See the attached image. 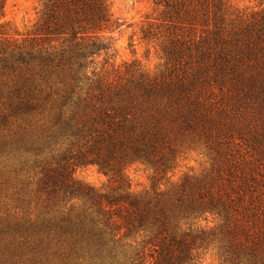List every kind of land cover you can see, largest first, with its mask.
<instances>
[{
  "label": "trees",
  "instance_id": "1",
  "mask_svg": "<svg viewBox=\"0 0 264 264\" xmlns=\"http://www.w3.org/2000/svg\"><path fill=\"white\" fill-rule=\"evenodd\" d=\"M5 1L0 264H264V4L150 0L149 71L109 62L122 26L109 0H33L24 31ZM21 150L48 151L34 188L1 171ZM190 151L207 166L173 180ZM135 164L150 171L139 191ZM88 166L106 182L72 177Z\"/></svg>",
  "mask_w": 264,
  "mask_h": 264
},
{
  "label": "rangeland",
  "instance_id": "2",
  "mask_svg": "<svg viewBox=\"0 0 264 264\" xmlns=\"http://www.w3.org/2000/svg\"><path fill=\"white\" fill-rule=\"evenodd\" d=\"M229 3L239 7L256 6L264 4V0H228ZM110 10L113 17L122 22V26L108 33L113 42V52L109 62L114 66L122 65L123 62H129L133 59L138 60L147 70L155 71L161 60L155 47L149 49L138 39L139 29L145 17H153L154 14L150 0H109ZM35 3L33 0H6L4 5V19L14 25L18 31H24L35 17ZM103 53L95 56V61L103 60ZM47 152L35 154L21 150L15 154L6 156L3 161L6 167L1 171L16 169L15 173L7 175L10 184H17L19 181H31V187H35V182L39 178L40 161H44L49 156ZM1 165V164H0ZM207 166L206 158L202 154L194 151L187 152L184 155V161L181 168L172 176L177 180L183 172L199 173ZM126 173L130 180V187L133 191H139L149 186L150 171L145 166L135 164L127 168ZM72 177L89 183L94 186H101L106 182V177L99 173L95 167H76L71 172ZM213 219H208L202 224L214 225ZM11 264V263H10ZM201 264H215L212 257L207 253L201 261Z\"/></svg>",
  "mask_w": 264,
  "mask_h": 264
}]
</instances>
